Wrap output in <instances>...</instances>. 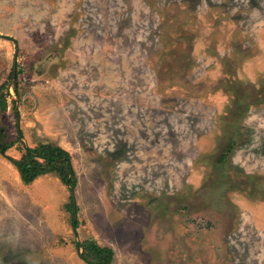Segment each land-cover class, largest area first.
Instances as JSON below:
<instances>
[{"label":"rangeland","instance_id":"374dc122","mask_svg":"<svg viewBox=\"0 0 264 264\" xmlns=\"http://www.w3.org/2000/svg\"><path fill=\"white\" fill-rule=\"evenodd\" d=\"M3 83L0 264H264V0H0Z\"/></svg>","mask_w":264,"mask_h":264},{"label":"trees","instance_id":"16d2710c","mask_svg":"<svg viewBox=\"0 0 264 264\" xmlns=\"http://www.w3.org/2000/svg\"><path fill=\"white\" fill-rule=\"evenodd\" d=\"M13 76V74H11ZM8 83H3L0 87V111L4 112L8 106ZM17 91V86L15 85ZM16 103V101H14ZM16 108V107H15ZM19 116V113H17ZM22 129L19 128V140L22 142V154L19 158L8 155L12 163L17 167L21 179L25 183L33 182L44 173H56L61 180L68 184L71 190L72 202L67 206L72 214V225L74 230L78 226V207L74 200V188L77 185L78 177L71 161L70 152L53 141L45 140L30 146L22 140ZM5 132H0V150H5L13 143L5 141ZM77 231V230H76ZM76 245L81 257L90 264H112L114 259V249L110 246L99 244L94 238H87L84 241H76Z\"/></svg>","mask_w":264,"mask_h":264}]
</instances>
